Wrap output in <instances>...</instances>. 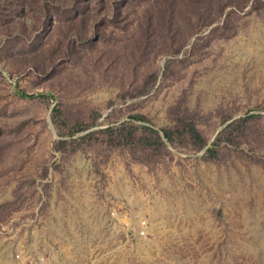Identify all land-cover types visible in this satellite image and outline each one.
Masks as SVG:
<instances>
[{"label":"rangeland","instance_id":"rangeland-1","mask_svg":"<svg viewBox=\"0 0 264 264\" xmlns=\"http://www.w3.org/2000/svg\"><path fill=\"white\" fill-rule=\"evenodd\" d=\"M0 264H264V0H0Z\"/></svg>","mask_w":264,"mask_h":264},{"label":"trees","instance_id":"trees-1","mask_svg":"<svg viewBox=\"0 0 264 264\" xmlns=\"http://www.w3.org/2000/svg\"><path fill=\"white\" fill-rule=\"evenodd\" d=\"M22 98H25V99H35L34 96H27V95H24V94H19ZM42 97V96H41Z\"/></svg>","mask_w":264,"mask_h":264}]
</instances>
